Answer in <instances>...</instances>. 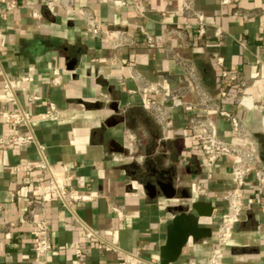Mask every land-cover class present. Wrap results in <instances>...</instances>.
I'll return each instance as SVG.
<instances>
[{
	"label": "crops",
	"instance_id": "crops-1",
	"mask_svg": "<svg viewBox=\"0 0 264 264\" xmlns=\"http://www.w3.org/2000/svg\"><path fill=\"white\" fill-rule=\"evenodd\" d=\"M138 2L142 12L134 0H17L10 11L0 4V134L9 129L3 112L21 107L33 116L35 136L0 148V264H119L123 251L160 264L166 225L177 212L170 208L194 199L212 204V215L199 219L212 234L189 238L171 264H206L227 209L223 191L233 184L231 159L207 166L192 130L193 122L211 119L221 136L233 137L215 106L239 117V140L264 165V0ZM91 16L117 39L92 35ZM215 54L239 80L221 75ZM6 75L16 78L14 103L4 95ZM144 94L156 104L145 106ZM42 156L71 193L87 198H42L48 175L28 167ZM156 179L176 192L169 197L156 186L152 195L145 184ZM243 193L222 264H264V215L252 172ZM41 217L52 242L44 260L30 232ZM79 220L120 250L98 247Z\"/></svg>",
	"mask_w": 264,
	"mask_h": 264
},
{
	"label": "built area",
	"instance_id": "built-area-1",
	"mask_svg": "<svg viewBox=\"0 0 264 264\" xmlns=\"http://www.w3.org/2000/svg\"><path fill=\"white\" fill-rule=\"evenodd\" d=\"M117 3H124V0H114ZM139 0H134L135 6L140 12L143 11L142 5L139 4ZM4 11H10L17 6V0H0ZM89 29L92 35H101L110 40L117 39V33L113 29L108 28L101 22L96 20L93 16L89 21ZM200 31H203L202 24L200 25ZM215 59L222 66L221 75L231 80H239L240 77L235 70L226 68L223 66V57L215 54ZM21 79H27V76H21ZM16 78L12 76H5L4 80V95L11 102H16L15 95ZM223 96L226 94L225 89L220 91ZM29 98H36L37 95L28 94ZM142 103L145 106H153L156 101L150 96L145 94L142 96ZM193 105L188 104L186 108H192ZM215 112H219L225 116L230 123L233 131V137L226 139L221 136L216 124L211 119L204 121H196L192 124V130L198 143V149L202 156L204 163L207 166H213L216 162L224 157L231 159V178L232 186L226 188L223 191V197L227 201V209L222 214L220 221L217 225L214 238L215 246L211 249L206 264H222L223 244L231 238L235 224L239 221L242 208H243V185L245 177L248 173H253L256 179L258 191L260 194V209L264 215V165L258 158L255 150L246 144H243L239 139L242 135V122L239 117L217 106L211 108ZM48 113L50 117H55V106L51 102L49 105ZM2 120L9 125V129L0 134V148H7L10 146H23L29 142L35 140L34 132L32 129L33 116L27 110L18 107L15 109H6L2 114ZM40 150L42 146L39 145ZM29 168H41L48 175V183L41 187V196L44 198L46 195L53 196L59 199L64 204L67 203V198L84 199L87 198V194L82 192L71 193L65 176L57 174V172L51 168L44 156L40 157L34 162L28 163ZM115 212L120 216L121 212L117 207H113ZM85 230V234L88 238L97 239V246L106 250L114 249L120 250L114 243L101 238L97 230L87 225L82 220H79ZM30 232L33 238V246L35 256L38 259L44 260L52 250V242L49 233V224L44 217L34 220L31 224ZM125 254L124 259L120 260L119 264H142L144 259L140 257L136 252L123 251ZM76 256L81 254V249L74 248ZM188 264H199L194 259H190Z\"/></svg>",
	"mask_w": 264,
	"mask_h": 264
},
{
	"label": "water",
	"instance_id": "water-1",
	"mask_svg": "<svg viewBox=\"0 0 264 264\" xmlns=\"http://www.w3.org/2000/svg\"><path fill=\"white\" fill-rule=\"evenodd\" d=\"M156 186L166 196H172L176 189L172 182H165L156 179L154 182L148 181L145 184L146 188L152 190V195L156 193ZM190 198V195H186ZM177 212L174 213L170 221L166 225V239L160 246V264H171L180 255L182 247L191 238L197 241L204 237H209L212 234L210 226L200 225V216H211L213 206L210 202L202 199L189 200L185 204L179 203L172 208Z\"/></svg>",
	"mask_w": 264,
	"mask_h": 264
},
{
	"label": "bare ground",
	"instance_id": "bare-ground-1",
	"mask_svg": "<svg viewBox=\"0 0 264 264\" xmlns=\"http://www.w3.org/2000/svg\"><path fill=\"white\" fill-rule=\"evenodd\" d=\"M245 98V97H244ZM245 101V100H244ZM249 102V99L247 100Z\"/></svg>",
	"mask_w": 264,
	"mask_h": 264
}]
</instances>
